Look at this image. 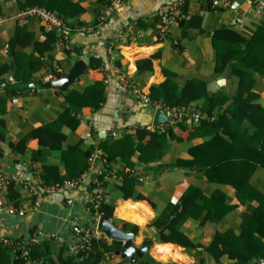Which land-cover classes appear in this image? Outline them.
<instances>
[{"label": "crops", "instance_id": "1", "mask_svg": "<svg viewBox=\"0 0 264 264\" xmlns=\"http://www.w3.org/2000/svg\"><path fill=\"white\" fill-rule=\"evenodd\" d=\"M17 1L19 0H0V120L3 125L0 168L4 174H14L18 180L13 184L18 195L15 206L22 210V214L0 211V239L13 241L16 249L17 243L32 233L46 232L60 237L62 243L54 240L52 242L56 246L65 247L63 255H72L68 250L69 221H75L84 227L91 225L93 217L83 212V206L90 199L92 192L101 187L102 200L113 205V220L116 223L125 221L137 226L134 235L137 241L152 239L149 252L154 260L173 264H233V259L227 254H222L215 261L199 244L209 241L208 233L213 229L222 235L231 236L238 235L240 229H245L251 213L259 206L260 197H264L263 165L249 162L248 167L230 168L231 171L236 169L234 176L248 183V188L245 187V193H241L239 199L235 196L233 187L216 180L226 177V174H212L208 179L202 170L178 164V160L191 159V147L215 140L217 141L212 144L214 148L208 149L204 154L208 161H217L223 157L220 162H225L229 155H233L231 160H245L253 154V151H250L248 156H238L243 150L229 149L233 140L228 139L227 134L217 131L219 135L223 134L224 139L215 140H211L209 137L213 135L206 132L187 138L188 132L198 121L184 120L185 129L174 127L172 130L179 139L166 140L163 154L157 161L142 164L138 161L137 154L133 153L130 160L134 168L132 171L123 168V172H131L137 176L133 190L141 195L142 199H122L114 189V185L121 181L117 174L122 169L119 159L108 165L109 175L98 184L95 182L103 166L99 162L104 157L100 149V143L104 139L115 140L117 136L134 132L142 126L146 129L162 128L151 124L156 108L144 102L140 96H147L149 86L163 81L166 74L171 73L178 86L188 79L204 81L209 94H223L227 98L222 108H228L229 102L236 95L238 84L240 85L245 77L230 73L229 69L223 72L213 70L215 58L211 44L212 33L215 29L230 28L248 35L257 25L264 23V17L248 11L244 0H238L239 5L235 10L212 7L208 0H185L186 17L182 22L171 23L161 39L157 36L154 14L158 6L170 0H129L120 10L100 23H97L100 10L96 9L93 0H71L84 8L78 19L82 24L92 25L93 29L87 33L77 28L71 29L68 32L70 49L66 52V49L57 47L58 37L55 41L50 40L51 36L46 37L47 30L38 20H19L12 17L21 10ZM20 27L24 29L25 36L17 35V28ZM30 57L39 61L32 71H29L27 64ZM89 57L100 58L103 66L99 69L88 68ZM146 58L150 60V69H137L136 61ZM77 59L85 62L84 72L66 91L42 86L48 80L62 77ZM116 59L119 65L114 64ZM55 66L60 69L56 71ZM22 75L26 78L16 79V76ZM97 81L102 83L99 97H96L98 94L95 98L90 96L91 99L85 106L80 105L76 124H64L59 127L63 136V139L59 140L60 148H73L74 153L68 156L77 160L80 159L81 153L86 152L94 156L93 163L89 166L85 159V176L75 188L65 194L43 195L39 205L32 209L31 197L24 188V182L31 181L36 171L40 173L44 164L54 165L55 175L61 176L64 172L60 149H48L37 140V136H42L48 142H54L58 138L41 132L40 129L52 123L68 106L66 92H81L83 88ZM251 81L250 91L254 95L251 102L264 107V74L256 70L252 73ZM14 82H27L35 86L9 89L1 85ZM11 90L15 91L12 93ZM78 97L81 98L80 95ZM91 101L94 102L93 105ZM189 104L204 114L199 109L203 104L202 99ZM217 111L220 112L221 109L215 107L209 115L214 117ZM70 116H73V112H70ZM247 123L246 119L241 122L242 125ZM218 130L222 128L219 127ZM111 131H115V137L110 135ZM20 139L23 144L19 143L17 147L21 150L11 149V144ZM234 141L239 146L246 143L245 139L240 138H235ZM188 185H195L209 198L216 189L221 192L222 199L219 201L222 207L218 208L216 204L212 206L220 213L219 219L211 223L212 226H204L205 230L200 228L197 218L189 217L183 221V233L194 245L199 243V246L194 248L184 249L171 242L158 243L146 224L168 203H175ZM66 198L73 201L72 205L65 203ZM199 216L201 217V214ZM261 225L264 226L263 220H259L256 226ZM95 237H103L108 242L111 240L101 233ZM258 263L263 264V259ZM96 264H127V261L113 253L106 254L104 259Z\"/></svg>", "mask_w": 264, "mask_h": 264}, {"label": "trees", "instance_id": "2", "mask_svg": "<svg viewBox=\"0 0 264 264\" xmlns=\"http://www.w3.org/2000/svg\"><path fill=\"white\" fill-rule=\"evenodd\" d=\"M109 1L93 0V3L99 11ZM185 3L180 8V13H185ZM17 5L21 10L34 6L44 8L53 12L62 20L63 26L68 30L60 33L56 29L47 30L45 28L47 30L46 37L51 36V41H55L58 34H68L71 29L77 28L79 30L80 27L85 25L78 19L84 8L76 1L19 0L17 1ZM183 19H176L175 21L182 22ZM97 23H100V21ZM156 23H159L157 17ZM18 34H21V36L26 35L22 27L17 28ZM211 44L215 58L213 66L215 72H223L229 69L230 73L245 77L241 84H238L235 91L236 95L229 102L228 108H222L227 98L223 94H209L204 81L188 79L181 86H178L171 73L166 74L164 80L160 83L151 84L148 88L147 97L152 101L162 102L167 106L186 105L195 100L202 99L203 104L199 109L206 115L213 112L215 107L221 109L220 112L218 110V113H214V117L211 120H206L207 118L205 117L200 119L197 125L192 126V130L188 132L187 138H191L201 132H206L207 134L213 135L209 137L211 140H215L224 139L223 134H227L229 136L228 139L233 140L230 143L231 147L229 149L238 148L243 150V153L238 154V156H248L250 151H253V154L245 160H239V158L231 160L233 155H229L225 162H220L224 159L223 157L217 161H208L205 159L204 154L208 149L214 148L212 144L217 141L215 140L214 142L208 141L193 148L191 147L189 150L191 159L178 160V164L195 170H202L208 179L211 178L212 174H226V177L216 178V180L233 187L235 196L241 199L240 194L245 193V187L248 188V183L245 180L239 179L240 177L234 176L236 169L248 167L249 165L247 163L249 162L252 164L258 163L264 167V107L251 102V98L254 95L250 91L252 73L258 70L264 74V23L257 25L253 32L248 35L240 34L230 28L215 29L211 36ZM69 49L70 43L65 51L68 52ZM38 63L39 61L36 58L30 57L27 61L30 67L29 71L34 70ZM114 64L119 65L117 59L114 61ZM135 64L137 69L141 67L150 69V60L147 58L138 60ZM102 66L103 61L100 58L89 57L87 62L88 68L99 69ZM25 78L26 76L24 75L16 76V79ZM13 91L15 90H11L10 92L13 93ZM101 91L102 83L97 81L83 88L81 92L73 90L66 92L65 99L68 106L52 123L40 129L41 132L58 138L54 142H48L42 136H37L38 142L42 143L48 149H60L64 167V172L59 176L58 174L55 175L56 170L54 165L44 164L39 173L43 183L60 182L65 178L78 176L85 170V159L88 157V154L86 152L81 153V157L78 160L70 158L68 155H72L74 150L73 148H68V150L60 148L61 142L59 140L63 139V136L59 131V127L64 124H76L78 118L76 115L78 114V109L81 107L80 105L85 106L86 102L91 99L90 96L95 98L96 94H98L96 97H99ZM78 95L81 96L80 99ZM71 97L74 99L70 100L69 98ZM230 99L232 98L230 97ZM91 102L93 105L94 102ZM70 112H73V116H70ZM243 119L248 121L247 125L241 124ZM185 125L184 120H179L162 126L161 129H146L145 126H142L141 128L135 129L134 132L117 136L115 140L112 138L104 139L100 143V149L106 163L102 166L100 174L97 175V180L100 181L106 175H109L110 169L108 165L116 162V159H119L122 164V169L117 174L121 178V181L114 185V189L118 191L122 199H142V196L134 193L133 190V186L137 182V176L131 172H123V168L132 171L134 166L132 165L130 156L133 153L137 154V159L142 164L157 161L163 154L166 140L177 141L179 139V137L174 135L173 128L179 127L185 129ZM2 127L3 125L0 120V140L2 139ZM219 127L222 130H218ZM217 131H221L223 134L219 135ZM235 138L245 139V145L239 146L235 143ZM19 143L23 144V140L20 139L15 144H11L10 148L17 150ZM18 149L21 150V148ZM235 166L237 168L231 171L230 168ZM102 182L104 183L105 181L103 180ZM6 189V202L17 207L15 206V201L18 195L13 188V184L10 183ZM221 196V192L216 189L211 198L205 197L195 185H188L178 200L172 204L168 203L159 214L155 215L146 224V227L152 230L158 243L171 242L184 249L201 245L202 249L208 252L215 261L222 254H227L230 259H233V264H260L258 262L261 258L264 262V226H256L259 220L264 221L263 196L259 199V206L251 213L245 229H240L238 235H222L213 229L210 234L208 233L209 241L206 244L201 242L200 244L198 243L199 245H194L181 230L183 221L189 217L197 218L202 230H205L204 226L206 225L212 226L211 223L216 222L220 217V213L214 210L212 206L216 204L218 208L222 207L219 201V199H222ZM217 199L218 201H216ZM112 209V203L105 202L101 199L95 210H90L88 216L93 217V215H97L98 217H102L111 221L114 226L120 228L122 231H132L135 235L137 226L128 224L125 221L116 223L112 218ZM199 214H201V217ZM246 236H248V239H246ZM52 241L53 239L51 238L40 239L35 245L29 247L27 257L24 259L19 258V250L15 249L16 246L13 241L11 245H5L0 242V264H26L27 261H33L37 264H96L102 261L106 254L111 255L120 247V242L118 241L110 240L108 242L103 237L93 238L88 245L89 249L78 254L82 255L83 253H87V256L81 261H78L76 259L77 254L63 255L62 252L66 251L65 247L63 245L56 246ZM12 248L15 251H12ZM136 264L147 263L139 259Z\"/></svg>", "mask_w": 264, "mask_h": 264}, {"label": "built area", "instance_id": "3", "mask_svg": "<svg viewBox=\"0 0 264 264\" xmlns=\"http://www.w3.org/2000/svg\"><path fill=\"white\" fill-rule=\"evenodd\" d=\"M129 0H110L109 3L104 6L99 13L98 21H103L107 17L112 16L117 8L121 7L124 3ZM212 7H223L230 10H235L238 8L239 1L238 0H208ZM247 6V10L256 13L257 15L264 17V0H244ZM185 0H170L167 3H163L158 6L155 10V16L159 19V23L157 24L156 32L159 38H163L168 31V27L171 23H173L176 19L185 18V14L180 13V8L182 7ZM15 19H26V18H34L38 20L44 28L48 29H56L60 33L64 30H68L63 26V22L60 18H58L53 12H50L44 8L40 7H29L24 10L17 11L13 16ZM93 29L92 25L86 24L80 27V31L90 32ZM58 43H56L57 47L62 49H67L69 44L68 34H58ZM56 41V42H57ZM60 69L59 66H55V70L58 71ZM133 90H136L132 87ZM140 98L151 105L153 108H160L163 111L164 116L166 117V122L163 124H159L158 126H165L171 123H174L179 120H188L192 122H199L200 119L207 118L206 120H211L213 116L201 114L198 110H195L190 104L184 105H172L167 106L162 102H156L150 100L146 95H141ZM156 126V125H153ZM110 135L112 137L116 136L115 131H111ZM94 161V156L88 155L86 158V164L91 165ZM100 165H104L105 158L102 157L100 159ZM101 171L98 172L100 174ZM86 172L80 173L78 176L65 178L60 182H52V183H43L40 179L39 173L36 171L34 174V178L29 181L24 182V188L27 193L31 197L32 206L31 208H35L39 205L40 200L43 195H48L52 193L57 194H65L68 190L75 188L80 182L83 180ZM17 178L14 174H4L2 169L0 168V211L4 210L7 214H22V210L13 205L9 204L5 200V194L7 191V186L14 182H17ZM95 183H99V180L96 179ZM101 187H97L92 193L90 199L83 206V212L87 215L90 214V210L97 207L98 202L102 199L101 197ZM65 203L68 205H72L73 201L70 198H66ZM93 218H98L97 215H93ZM69 241L68 250L74 255L77 254L78 261H81L83 258L87 256V253H83L82 255H78L80 252H85L89 249L88 245L91 243L93 238L98 234L95 230V224L91 222L89 227H84L79 225L77 222L70 220L69 225ZM53 239L58 243H62L60 237L55 234L49 233H41L37 231L36 233H32L26 239L22 240L19 244H17L16 250H19V258H26L29 247L35 245L40 239ZM5 245H11V242L7 239H0ZM12 251H15L12 248ZM26 264H37L33 261H27Z\"/></svg>", "mask_w": 264, "mask_h": 264}, {"label": "water", "instance_id": "4", "mask_svg": "<svg viewBox=\"0 0 264 264\" xmlns=\"http://www.w3.org/2000/svg\"><path fill=\"white\" fill-rule=\"evenodd\" d=\"M85 69V62L82 59L74 61L69 70L60 78L48 80L42 84L44 87H53L59 91H66L67 88L80 76ZM2 86L9 89H22L25 87H34L35 84L27 82H14L9 85L1 83ZM166 122V117L160 108L154 110L151 120L152 125H159ZM91 222L95 224V230L103 234L106 238L120 242V247L114 252L116 256L125 259L127 264H136L140 259L147 264H173L154 260L149 252V247L152 245L151 238H144L137 241L134 238L132 231H122L114 226L109 220L102 217L92 218Z\"/></svg>", "mask_w": 264, "mask_h": 264}, {"label": "rangeland", "instance_id": "5", "mask_svg": "<svg viewBox=\"0 0 264 264\" xmlns=\"http://www.w3.org/2000/svg\"><path fill=\"white\" fill-rule=\"evenodd\" d=\"M121 7H122V6H121ZM121 7H120V8H121ZM120 8L118 7V8H117V11L120 10ZM101 169H102V168H101ZM98 234H99V233H98Z\"/></svg>", "mask_w": 264, "mask_h": 264}]
</instances>
